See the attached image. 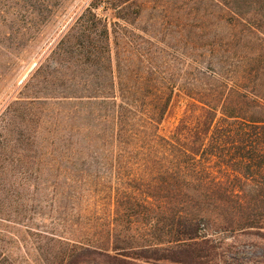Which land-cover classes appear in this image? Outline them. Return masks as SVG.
Segmentation results:
<instances>
[{"label": "trees", "instance_id": "trees-1", "mask_svg": "<svg viewBox=\"0 0 264 264\" xmlns=\"http://www.w3.org/2000/svg\"><path fill=\"white\" fill-rule=\"evenodd\" d=\"M4 1L0 11L7 14L15 7ZM232 1L234 28L244 25L246 31L264 35V0H242L251 9L245 18L234 10L240 0ZM104 8L116 11V21L101 16L95 0L69 29L83 28L89 35L81 44L88 56H71L72 40L68 50L64 40L72 37L66 35L22 85L44 84L58 92L44 98L105 105L110 129L99 131L97 138L88 135L89 153H137L140 166L97 200L102 210L89 204L85 213L96 215L77 223L63 216L69 188L58 187L55 194L35 188L27 202L15 194L21 188L0 186V223L22 226L37 236L33 250L18 238L23 250L18 256L4 248L0 229V264H218L209 235L254 231L264 236V40L215 45L208 61L213 70L197 73L192 84L178 86L151 71L138 79L130 60L122 65L118 40L115 55L109 40L113 24L131 22L115 3ZM101 34L102 40L91 38ZM224 46L231 56L224 55ZM177 97L188 101L187 113L173 132L163 134ZM97 140L104 153L93 148ZM37 217L43 221L39 227L26 222Z\"/></svg>", "mask_w": 264, "mask_h": 264}, {"label": "rangeland", "instance_id": "rangeland-1", "mask_svg": "<svg viewBox=\"0 0 264 264\" xmlns=\"http://www.w3.org/2000/svg\"><path fill=\"white\" fill-rule=\"evenodd\" d=\"M8 1L15 8H10L7 14H3L5 9L0 11V186L21 188L15 194L20 200L26 198L27 202L35 188H48L51 194L57 193L58 187L60 190L69 188V198L63 201L67 208L62 210L63 216L77 223L84 217L96 215L95 212L85 213L89 204L97 203L100 210L103 209L97 200L104 199V192L125 180L129 172L138 170L142 155L123 157L114 152L108 157L104 154L91 156L87 148L88 135L97 138L99 131L110 129L104 113L106 106L100 102L92 105L87 101L44 98L56 96L58 92L47 89L44 84L31 89L23 88L22 84L66 35L72 37L64 40L67 43L65 50L72 40L71 56H88L87 49L81 44L90 40L89 35L83 28L70 33L69 29L95 0ZM131 1L136 3L129 6L123 4L125 0H98V12L112 22L116 21V11L104 8L108 3H115L122 9L121 16L130 20L131 24L122 21L113 24L109 40L114 55L118 40L122 65L130 60L138 79L142 72L151 71L173 80L178 86L192 84L197 73L213 70L208 61L215 55V45H226L228 40H264L263 34L248 32L244 25L239 30L234 28L237 22L231 12L232 0ZM234 6L244 18L251 10L242 0ZM101 36L91 38L102 40ZM223 52L231 56L228 49L225 52V46ZM193 68L199 69L193 71ZM34 96L41 98H32ZM188 104L185 99L177 97L174 100L163 125V134L175 130L184 119ZM101 140L93 142L92 146L97 152L104 153ZM38 142H43V147ZM43 155L45 158L41 161ZM55 158L58 161H54ZM26 222L39 227L43 221L37 217L33 222ZM0 229L4 248L20 256L23 250L20 251L19 238L23 246L33 250L37 236L29 234L22 226L3 222ZM254 233L209 235L216 247L213 255L219 260L218 264H264V236ZM31 254L32 260L37 262L35 252Z\"/></svg>", "mask_w": 264, "mask_h": 264}]
</instances>
